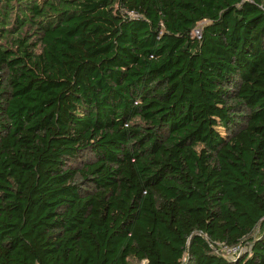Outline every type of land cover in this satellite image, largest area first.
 <instances>
[{"label": "trees", "instance_id": "trees-1", "mask_svg": "<svg viewBox=\"0 0 264 264\" xmlns=\"http://www.w3.org/2000/svg\"><path fill=\"white\" fill-rule=\"evenodd\" d=\"M0 264H264V0H0Z\"/></svg>", "mask_w": 264, "mask_h": 264}, {"label": "built area", "instance_id": "built-area-1", "mask_svg": "<svg viewBox=\"0 0 264 264\" xmlns=\"http://www.w3.org/2000/svg\"><path fill=\"white\" fill-rule=\"evenodd\" d=\"M242 250H243V248L239 245L236 247H233V248H227V251L230 254H237V253L239 254L242 252Z\"/></svg>", "mask_w": 264, "mask_h": 264}, {"label": "rangeland", "instance_id": "rangeland-1", "mask_svg": "<svg viewBox=\"0 0 264 264\" xmlns=\"http://www.w3.org/2000/svg\"><path fill=\"white\" fill-rule=\"evenodd\" d=\"M197 33L199 32V30L196 31Z\"/></svg>", "mask_w": 264, "mask_h": 264}]
</instances>
